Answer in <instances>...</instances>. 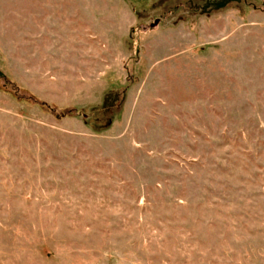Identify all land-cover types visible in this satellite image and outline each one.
<instances>
[{
  "label": "rangeland",
  "instance_id": "rangeland-1",
  "mask_svg": "<svg viewBox=\"0 0 264 264\" xmlns=\"http://www.w3.org/2000/svg\"><path fill=\"white\" fill-rule=\"evenodd\" d=\"M141 1L0 0V264H264V0Z\"/></svg>",
  "mask_w": 264,
  "mask_h": 264
},
{
  "label": "trees",
  "instance_id": "trees-1",
  "mask_svg": "<svg viewBox=\"0 0 264 264\" xmlns=\"http://www.w3.org/2000/svg\"><path fill=\"white\" fill-rule=\"evenodd\" d=\"M146 0H142L141 3H145ZM132 34L134 32V28H132L131 30ZM17 88H19L18 85H16ZM45 106H46V111L52 113L56 118H64V117H67V116H71V115H78V116H82V117H85L87 118L88 116V113H86L85 111H83V109H79L75 106H65V107H55L53 105H50L48 103H43ZM120 104V101L119 99H117L115 102H109L108 104L106 105H100V106H95L92 109L91 112L93 113H96V112H99V111H103V112H107L109 109H115L117 107V105ZM110 120V118L108 119ZM109 122V121H108ZM107 126V125H106ZM94 130H98V128L94 129Z\"/></svg>",
  "mask_w": 264,
  "mask_h": 264
}]
</instances>
